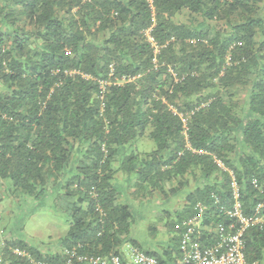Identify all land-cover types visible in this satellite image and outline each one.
<instances>
[{"label":"trees","instance_id":"16d2710c","mask_svg":"<svg viewBox=\"0 0 264 264\" xmlns=\"http://www.w3.org/2000/svg\"><path fill=\"white\" fill-rule=\"evenodd\" d=\"M118 172L134 197L184 193L164 212L173 247L131 237ZM233 178L243 213L264 214V0H0V190L55 193L67 224L54 250L4 239L0 264L58 263L73 248L121 256L126 244L178 264L185 218H199L203 245L230 221ZM243 242L264 264V224Z\"/></svg>","mask_w":264,"mask_h":264},{"label":"rangeland","instance_id":"374dc122","mask_svg":"<svg viewBox=\"0 0 264 264\" xmlns=\"http://www.w3.org/2000/svg\"><path fill=\"white\" fill-rule=\"evenodd\" d=\"M136 145L141 151L154 148L153 141L147 138L139 139ZM127 183L126 177L117 180L122 198L132 210L131 237L144 248L160 251L168 245L173 247L167 225L170 218L164 212H172L180 206L184 193L179 192L170 197L156 194L142 199L135 197V200L127 189ZM3 193V190H0V247L4 239L13 236L12 238L18 237L31 244H38L42 251L54 250L59 238L67 230L65 214L59 204L54 203L55 193L47 192L38 199H17V196L14 199L13 195ZM128 245L130 244H126L125 248Z\"/></svg>","mask_w":264,"mask_h":264},{"label":"built area","instance_id":"2783aa9c","mask_svg":"<svg viewBox=\"0 0 264 264\" xmlns=\"http://www.w3.org/2000/svg\"><path fill=\"white\" fill-rule=\"evenodd\" d=\"M152 6L153 0H148ZM152 42L153 38L150 36ZM152 44H154L152 42ZM216 166L225 169L223 163L215 158ZM255 183V181H254ZM230 206H222L230 221L227 224H218L215 228L216 240L208 245L200 241L198 226L200 220L197 216L185 218L182 222L181 233V258L178 264H257L249 262L245 257L243 234L251 226L264 224V214L260 210L262 205L258 204L254 213L246 215L242 211L240 201V187L233 178L231 183ZM211 198H215L211 195ZM218 203L217 199L214 200ZM199 216L207 209L203 204H196ZM67 256L64 261L58 263L32 261V264H73L74 260L82 264H163L154 256L148 255L133 246H127L123 255H112L108 258L95 257L80 254L76 249L64 250Z\"/></svg>","mask_w":264,"mask_h":264},{"label":"crops","instance_id":"0c3cea01","mask_svg":"<svg viewBox=\"0 0 264 264\" xmlns=\"http://www.w3.org/2000/svg\"><path fill=\"white\" fill-rule=\"evenodd\" d=\"M122 177H126V176H124V174H122L121 172H118L116 175H115V182H116V184H117V180L119 181V180H121L122 179ZM124 179V178H123ZM126 180H127V182H128V179H127V177H126ZM127 189L130 191V195L132 196V190H133V188H129L128 187V184H127ZM120 190V189H119ZM120 192H121V190H120ZM133 198H135L134 196H133ZM142 199V198H141ZM135 200H136V198H135ZM183 196H182V201H181V205L180 206H178V207H176L174 210H176V209H180V208H182V205H183ZM173 210V211H174Z\"/></svg>","mask_w":264,"mask_h":264}]
</instances>
